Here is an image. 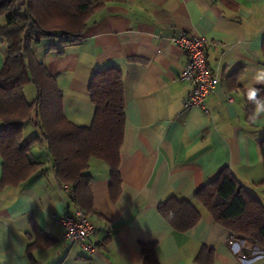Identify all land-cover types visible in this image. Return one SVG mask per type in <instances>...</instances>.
Instances as JSON below:
<instances>
[{"label": "crops", "instance_id": "0c3cea01", "mask_svg": "<svg viewBox=\"0 0 264 264\" xmlns=\"http://www.w3.org/2000/svg\"><path fill=\"white\" fill-rule=\"evenodd\" d=\"M233 2L235 8L208 0H104L83 38L63 53L47 51L55 37L33 44L62 92L64 116L79 126H88L94 114L91 75L122 70L120 193L111 198L108 166L91 158L86 172L95 231L86 243L94 250L68 243L59 222L73 210L68 186L54 178L44 144L34 143L30 153L42 169L0 187V264H264V256L243 261L244 251L231 244L237 238L194 199L227 167L264 208V112H256L264 108V0ZM180 31L206 39L207 63L219 78L205 109L184 106L192 85L179 73L188 56L171 40ZM257 92L261 98L253 102ZM36 134L27 122L23 140ZM1 169L0 154V179ZM170 196L200 213L185 231L173 229L157 210ZM141 243L152 244V262L146 263ZM201 247L206 251L199 253Z\"/></svg>", "mask_w": 264, "mask_h": 264}, {"label": "trees", "instance_id": "16d2710c", "mask_svg": "<svg viewBox=\"0 0 264 264\" xmlns=\"http://www.w3.org/2000/svg\"><path fill=\"white\" fill-rule=\"evenodd\" d=\"M208 1L235 8L233 0ZM103 5L104 0L0 2V14L5 19L0 25V43L6 45V57L0 67V187L16 185L42 169L43 164L30 153V147L40 142L45 146L54 178L72 191L68 197L73 209L82 208L88 213L92 210L88 189L90 175L86 172L91 158L108 166L111 198L120 193V147L125 122L122 70L107 67L91 75L88 93L94 114L88 126H79L64 116L62 92L56 79L32 48L45 38L55 37L56 43H51L47 51L63 53L65 47L83 38L91 17ZM28 83L36 91L32 101H28L23 92ZM260 98L257 92L253 102ZM27 122L37 134L23 140V127ZM259 146L264 166V133ZM194 199L211 214L215 223L227 228L231 236L247 241L251 247H264V208L227 167H222L213 180L199 188ZM157 210L177 231L187 230L200 217L193 203L174 196L160 202ZM140 248L146 263L152 262V244L141 243ZM204 251L206 247H201L199 253Z\"/></svg>", "mask_w": 264, "mask_h": 264}, {"label": "built area", "instance_id": "2783aa9c", "mask_svg": "<svg viewBox=\"0 0 264 264\" xmlns=\"http://www.w3.org/2000/svg\"><path fill=\"white\" fill-rule=\"evenodd\" d=\"M187 53V62L182 67L179 78L187 80L192 87L184 101L186 108L197 106L205 109V98L213 90L219 81L218 76L209 68L207 63V41L203 36L186 31H180L171 38ZM231 101V97L227 96ZM70 193L72 191L66 187ZM59 222L63 227V237L68 243H80L84 250L92 252L94 247L86 243V239L94 233L95 226L90 220V214L82 208L66 211ZM232 246L237 245L239 250L246 251L242 255L243 261L264 256V250L249 246L243 239H232Z\"/></svg>", "mask_w": 264, "mask_h": 264}, {"label": "rangeland", "instance_id": "374dc122", "mask_svg": "<svg viewBox=\"0 0 264 264\" xmlns=\"http://www.w3.org/2000/svg\"><path fill=\"white\" fill-rule=\"evenodd\" d=\"M1 1H3V0H0V2ZM2 21H3V23H4V17H0V23H2ZM2 45H4V51H3V48L1 47ZM4 52H6V45H5V43H0V60H2V58H3V55H4ZM1 62V61H0ZM3 60H2V64H3ZM27 85V84H26ZM28 87H26L27 88V90H26V92H25V97H26V99L29 101V100H31L32 98H34V89H33V87L30 85V83H28V85H27ZM25 87V86H24ZM30 135V134H29Z\"/></svg>", "mask_w": 264, "mask_h": 264}, {"label": "clouds", "instance_id": "9594fccd", "mask_svg": "<svg viewBox=\"0 0 264 264\" xmlns=\"http://www.w3.org/2000/svg\"><path fill=\"white\" fill-rule=\"evenodd\" d=\"M249 94H250V95H253L254 93H251V92H250ZM256 112H257V113L264 112V108L258 106L257 109H256Z\"/></svg>", "mask_w": 264, "mask_h": 264}]
</instances>
